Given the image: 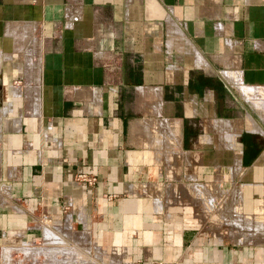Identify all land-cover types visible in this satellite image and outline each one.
I'll return each mask as SVG.
<instances>
[{"label": "crops", "instance_id": "0c3cea01", "mask_svg": "<svg viewBox=\"0 0 264 264\" xmlns=\"http://www.w3.org/2000/svg\"><path fill=\"white\" fill-rule=\"evenodd\" d=\"M0 38V264L79 263L41 217L101 264H264V0H0Z\"/></svg>", "mask_w": 264, "mask_h": 264}, {"label": "rangeland", "instance_id": "374dc122", "mask_svg": "<svg viewBox=\"0 0 264 264\" xmlns=\"http://www.w3.org/2000/svg\"><path fill=\"white\" fill-rule=\"evenodd\" d=\"M36 31L37 30L34 31V27H33L32 30L30 31L28 38L30 39L31 36H34V34H36ZM11 35L12 34H10V37ZM1 38H0V56H1L0 57V62H1L0 67H1L2 73L6 75V81H7L6 85L8 87L15 86V87H21L23 89L27 83V78L25 75V68H24V59H25L24 56H25V50H26L27 45L26 44L20 45L18 44L17 41L13 42L14 41L13 39L12 46H10V49L9 50L6 48L4 49L3 48L4 43H2L3 40L1 41ZM6 51L10 52L8 53L10 54L9 57H6L4 53ZM18 66H20V69ZM8 90L9 88L7 90L6 88H3L4 95H8ZM20 97L22 98V101H23L20 112L26 113L27 104L25 103V99H24L26 98L24 89L22 93L20 94ZM16 101L17 100H15V102ZM213 207H212V214H211L212 217L210 218L215 222H213L214 224H212V227L213 228L223 227V231L220 234L214 233L216 236L219 235L225 238H234L237 240L241 238L240 233L236 232L237 230L239 231L244 230L247 232L249 231V230H245L247 228L242 227L241 223L237 221V219H234V217L225 216L226 211L224 210V207H223V213H224L223 217L216 216V213L219 210V206H216L214 208ZM46 221H48V223ZM49 224H51V226ZM62 224L64 223L62 222L60 227L56 229L55 227L57 226L54 225L48 218L46 217L37 218L35 226L37 227V231H39V234L36 235L35 238H33L31 241L34 242L35 244H38V246L45 245V246H53V247L57 246L58 244H62V242L64 241H67L64 244H68V243L72 244L78 253V257H79L78 264H98V262L100 263L99 254L97 252V249L94 248V244H96V241L94 240L92 234L84 231L81 227L75 226V224L70 225L71 233L69 232V234H66L64 232L65 226ZM43 227H47L53 230V232L55 233H58V231H61L62 233H65L64 234L65 237L62 240V238L59 235L53 234V238H52L53 244L52 245L51 244H41L43 241ZM255 236H258L257 238L260 237L259 239L263 238L261 237L260 234H255ZM249 238L250 237H248V239ZM21 256L22 255L20 253L14 254V258L21 257ZM45 258L46 256H44V254H41V253L38 254L36 257L37 264H44L43 260H45ZM71 263L76 264L75 260H71Z\"/></svg>", "mask_w": 264, "mask_h": 264}, {"label": "built area", "instance_id": "2783aa9c", "mask_svg": "<svg viewBox=\"0 0 264 264\" xmlns=\"http://www.w3.org/2000/svg\"><path fill=\"white\" fill-rule=\"evenodd\" d=\"M74 180L81 183L87 188H91L94 185L96 178L94 174L91 173L88 174V173L77 172L74 175ZM155 264H159V262Z\"/></svg>", "mask_w": 264, "mask_h": 264}]
</instances>
